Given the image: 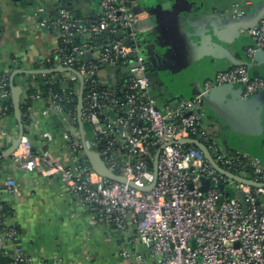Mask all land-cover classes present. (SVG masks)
<instances>
[{"label":"built area","instance_id":"2783aa9c","mask_svg":"<svg viewBox=\"0 0 264 264\" xmlns=\"http://www.w3.org/2000/svg\"><path fill=\"white\" fill-rule=\"evenodd\" d=\"M96 2L92 20L75 17L66 6L35 8L37 27L57 38L51 53L37 64L50 66L41 70L67 71L42 74L34 81L20 76L19 102L27 105V132L38 104L41 116L56 119L63 144L59 156L67 157V162L47 150L35 151L33 141L23 134L8 158L9 165L23 174L59 177L66 194L87 211L92 225H104L118 237L135 236L146 250L122 247L119 257L129 264L146 260L153 264H264V164L247 151L228 153L219 148L215 137L202 128L201 107L203 97L222 86H241L243 98L261 93L264 79L237 66L217 72L194 97L159 107L150 94L145 58L136 43L138 33L152 30L150 16L136 3L127 8L123 0ZM117 33H122L120 39ZM249 36L253 43L249 54L264 53V16ZM11 62L7 71L0 72V121L13 119L10 76L22 68L17 66L19 59ZM57 85L61 93L53 90ZM84 124L90 127L88 132ZM17 135L18 131L2 133L0 151L10 147ZM182 140L200 142L220 169L258 186L218 173L200 150ZM262 149L264 153V141ZM85 150L95 153L107 171L124 182L96 173ZM2 171L0 167V191L16 195L15 179ZM203 181L208 182L204 192ZM226 188L233 191L231 198L224 196ZM238 191L246 210L234 196ZM17 238V230L6 224V205L0 201V264H65L59 257L24 252L16 245Z\"/></svg>","mask_w":264,"mask_h":264},{"label":"crops","instance_id":"0c3cea01","mask_svg":"<svg viewBox=\"0 0 264 264\" xmlns=\"http://www.w3.org/2000/svg\"><path fill=\"white\" fill-rule=\"evenodd\" d=\"M148 1L151 0H123L127 8L138 4L152 20V30L138 33L136 43L145 58L150 94L159 107L172 105L177 99L192 98L191 94L199 93L205 81L217 72L237 66L243 65L251 76L264 79V57L255 56L256 51L249 54L253 46L249 30L264 16V0H186L185 27L192 32L180 34V40L176 41L170 40V36L175 38L179 33L164 31L165 26L157 24L152 13L143 7ZM35 2L51 10L62 3L82 19H95L97 13L96 0H0V72L7 71L16 58L21 71H31L56 46V35L36 25ZM234 10L239 14H234ZM155 11L163 13L160 9ZM149 57L156 67L146 63ZM241 94V86L211 92L202 107V128L215 137L222 150L228 153L243 150L260 157L264 141V91L248 98ZM40 107L38 104L33 110V125L28 132L33 148L47 150L67 162V157L59 156L63 144L56 119L41 116ZM15 122L11 117L0 121V138L4 132L18 131ZM5 159L6 164L0 162L3 175L15 179L18 193L8 195L0 191V201L6 205V224L17 230L16 245L24 252L36 257H59L65 264H129L119 257L122 247L146 250L131 234L122 238L104 225H92L87 211L66 194L59 177L23 174L12 169L8 158ZM144 264L153 263L146 260Z\"/></svg>","mask_w":264,"mask_h":264},{"label":"water","instance_id":"95a60500","mask_svg":"<svg viewBox=\"0 0 264 264\" xmlns=\"http://www.w3.org/2000/svg\"><path fill=\"white\" fill-rule=\"evenodd\" d=\"M159 1H162V0H159ZM186 2H187L186 0H165L164 4H162V3L158 4L157 1L155 2V0H151V1H148V3L146 5L143 4V7L147 8L152 13V16H153V18H155L157 24L159 23V24H161V26H165L166 29H164V31L165 30L169 31V32L170 31H174L176 33V35H178L177 32L179 33L178 37L174 38V37L170 36L171 37L170 40L174 39L176 41V40H180L178 38H180L181 35L182 36L183 35H188V34H190L192 32L191 30H188L185 27V24H188V11L184 10V6H185ZM156 9L157 10L158 9L162 10L163 13H157L155 11ZM115 37L117 39H120L122 37V33H117L115 35ZM124 44L127 46L129 44V42L126 40ZM191 44L194 45L195 47H197L196 43H191ZM131 55H133V53ZM254 55L257 56V57H261V56L264 57V53L261 50L256 51ZM147 62L148 63H152L153 67L155 66L154 59L152 57H149L147 59L146 63ZM262 62H264V60ZM64 71H67V70L62 69V68L51 69V70H38V71H34V70H31V71H20V70H18V71H15L14 73L11 74V76H10L11 101H12V107H13V115H14V118H15L17 124H18V135H17V138H15L11 142L10 147H8L3 153L0 154V160L10 157L11 153L18 146L20 138L23 135L22 125L20 123L21 116H20V109H19V100H20L21 89H20L19 86L14 85V83H13V79H14L15 75L16 74H27V73L32 74L33 72H37V73H40V74L41 73L49 74V73L64 72ZM220 88H229V89L232 90L233 87L232 86H228V85L227 86H222V87H219L217 89L212 90L211 92L216 91V90H218ZM201 90L202 89H200L199 92ZM211 92L207 93L203 97V100H202V103H201V107H203V104H204L205 101H208L210 99ZM197 93H195V94L192 93L191 97H194ZM185 94H188V91H185ZM238 96L240 97V95H238ZM179 101H180V99H177V101H175V103L172 104V105L177 104ZM81 107H82V105H81V91H80L79 95H78V98H77V114H78V116L80 115ZM78 126H79V131H80V134H81V137H82L83 130H82V124H81L80 120H78ZM180 143L193 144L198 150L201 151V153L203 154L204 158L208 161V163L218 173H221V174L227 176L228 178H231L234 181L239 182V183H244V184H248V185L258 186V184L254 183V182H250V181H246V180L237 178V177H235V176H233V175H231L229 173H226L222 169H220L217 166V164H215L214 161L212 160V158H211L210 154L208 153L207 149L205 148V146L203 144H201L200 142H198L196 140H182V141H180ZM85 154H86V156L88 158V161H89L92 169L96 173H98L99 175H101L103 177H106V178H109V179H113V180L121 182V183L124 182V179H122L120 177H117V176L113 175L112 173L108 172L107 169L104 167L103 163L101 162V160L99 159V157L95 153H90V152L85 150ZM207 186H208V182L207 181H203L202 182L201 191L204 192L205 189L207 188ZM220 188L224 189L223 186H220ZM234 196L239 200L243 210H246V204L244 202V198H243L242 193L238 191V192H236L234 194Z\"/></svg>","mask_w":264,"mask_h":264},{"label":"trees","instance_id":"16d2710c","mask_svg":"<svg viewBox=\"0 0 264 264\" xmlns=\"http://www.w3.org/2000/svg\"><path fill=\"white\" fill-rule=\"evenodd\" d=\"M58 5H59V6H65V5L62 4V3H59ZM58 5H56V6H58ZM17 66H19V67L21 68V64H19V65H17ZM49 67H50V66H48V65L41 66V65H39V64H36V65L33 67L32 70H34V71H38V70H41V69H44V68H49ZM42 74H44V73H41V74H40V73H37V72H33L32 74L27 73V74H24V75L16 74L15 77H14V79H13V83H14V85H17V84H18L17 80L19 79L20 76H25V77H27L30 81H34V80H38V79H40V76H41ZM53 90L56 91V92H58V93H61V92H60V91H61V87H60L59 85H57L55 88L53 87ZM10 101H11V99H10ZM11 102H12V101H11ZM11 102H9L10 105H11ZM26 106H27V105H23V103H22L21 101L19 102V109H20V116H21V118H20V123H21V125H22V130H23V134H24V135H27V134H28V132H27V130H26V128H25V124H26V122H27V117H26ZM9 111H10V113H12V117H13L14 121H16L15 118H14V115H13V107H10ZM83 128H84V130H85L86 132H88V131L90 130V127H89V125H87V124H84ZM58 131H59V130H58ZM259 159H260V161L264 164V154H263L262 156H260ZM0 162H1L2 164H6L7 159H2V160H0ZM224 196L227 197V198H231V197L233 196V191H232L231 189L226 188V189H225V192H224Z\"/></svg>","mask_w":264,"mask_h":264},{"label":"rangeland","instance_id":"374dc122","mask_svg":"<svg viewBox=\"0 0 264 264\" xmlns=\"http://www.w3.org/2000/svg\"><path fill=\"white\" fill-rule=\"evenodd\" d=\"M35 3H36V2H35ZM36 4L38 5V3H36ZM40 4H41V3H40ZM41 6H42V5H41ZM43 7H44L45 9H47V10H48V9L50 10V8H48V7H46V6H43ZM105 71H106V72H109V73H112V72H113V71H110L109 69H105ZM17 82H19V79L17 80ZM21 83H22V82H21ZM90 136H91V135H90ZM90 136H89V133H88V134L86 133V138H87V139H89Z\"/></svg>","mask_w":264,"mask_h":264}]
</instances>
